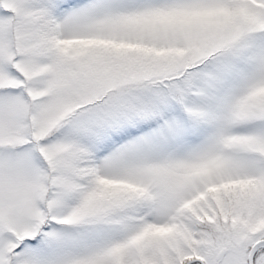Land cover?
Listing matches in <instances>:
<instances>
[{"label":"snow or ice","instance_id":"obj_1","mask_svg":"<svg viewBox=\"0 0 264 264\" xmlns=\"http://www.w3.org/2000/svg\"><path fill=\"white\" fill-rule=\"evenodd\" d=\"M0 264H264V0H0Z\"/></svg>","mask_w":264,"mask_h":264}]
</instances>
